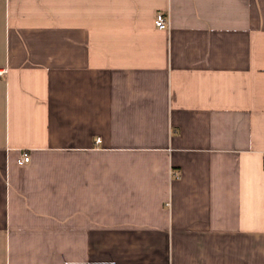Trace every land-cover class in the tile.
I'll return each mask as SVG.
<instances>
[{
    "label": "crops",
    "instance_id": "0c3cea01",
    "mask_svg": "<svg viewBox=\"0 0 264 264\" xmlns=\"http://www.w3.org/2000/svg\"><path fill=\"white\" fill-rule=\"evenodd\" d=\"M2 70L0 264H264V0H0Z\"/></svg>",
    "mask_w": 264,
    "mask_h": 264
},
{
    "label": "built area",
    "instance_id": "2783aa9c",
    "mask_svg": "<svg viewBox=\"0 0 264 264\" xmlns=\"http://www.w3.org/2000/svg\"><path fill=\"white\" fill-rule=\"evenodd\" d=\"M155 23L158 28L166 29L169 26V18L162 13L158 14ZM4 73H5V70L0 71V75H3ZM30 161H31L30 154L28 152H24L23 156L19 159L18 162L19 164L23 165V164L29 163Z\"/></svg>",
    "mask_w": 264,
    "mask_h": 264
}]
</instances>
